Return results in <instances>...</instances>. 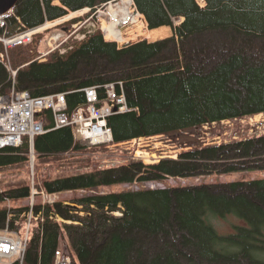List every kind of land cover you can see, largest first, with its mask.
<instances>
[{
  "label": "trees",
  "instance_id": "16d2710c",
  "mask_svg": "<svg viewBox=\"0 0 264 264\" xmlns=\"http://www.w3.org/2000/svg\"><path fill=\"white\" fill-rule=\"evenodd\" d=\"M110 1L19 0L0 34L11 37L22 25L34 28ZM134 1L151 30L170 27L173 37L119 49L96 32L64 54L56 49L44 57L49 30L8 50L16 88L33 97L72 92L69 102L82 103L80 90L123 82L133 111L108 120L117 144L264 113V0H207L205 8L195 0ZM12 84L0 62V95ZM85 148L70 128H61L36 136L33 145L25 138L21 148H0V168L29 162L32 152L37 162ZM259 162H264V137L194 150L155 166L132 163L45 180L43 187L50 194L88 191L136 180L231 173ZM30 196L29 186L0 191V205L20 204L0 210V228L9 223L12 233L21 234L25 215H42L30 226L24 264H54L61 244L72 264H264V179L86 196L75 200L82 210L62 202L21 206ZM118 211L122 215L114 214ZM51 215L74 223L56 222ZM226 216L243 225L224 236L212 221Z\"/></svg>",
  "mask_w": 264,
  "mask_h": 264
},
{
  "label": "built area",
  "instance_id": "2783aa9c",
  "mask_svg": "<svg viewBox=\"0 0 264 264\" xmlns=\"http://www.w3.org/2000/svg\"><path fill=\"white\" fill-rule=\"evenodd\" d=\"M195 1L201 8L207 3V0ZM10 13L0 16V28L5 27L6 17ZM82 15L79 14L78 16ZM74 17L70 14L53 22H47L44 26L36 29L24 28L11 37L0 34V42L7 53L13 47L32 42L37 33L63 25ZM98 30H101L107 42L115 43L119 48L130 46L129 31L130 34L138 31L142 35L148 31V38L145 36L141 38V36L137 43L150 41L149 34L151 31L148 21L145 15L138 10L134 0H115L96 9L85 21L73 24L68 33L58 34L48 44L54 50L65 43L84 41ZM0 62L5 64L13 80L10 92L0 95L1 149L5 147L20 148L25 138H29L30 142L33 143L36 136L61 128H70L74 138L80 140L88 148H112L131 143L136 152L134 159L144 161L153 159V163H156L165 158L178 160L182 158L183 152L189 150L194 151L198 148L204 149L247 140L248 138L242 137L243 127L247 122L250 129L248 135L261 136L264 134V127H261L264 126V120H261L264 113H260L251 116L248 121L245 118H236L206 123L195 128V131L204 128L203 136L199 133L196 135L181 130L179 134H176L175 139H171L167 135H155L115 144L113 131L108 124L109 118L133 111L127 101L123 82H111L103 86H92L80 90L85 95L82 103L69 102L68 97L72 92L33 97L28 91L16 88L17 72L10 67L9 61L6 62L5 53L0 54ZM50 122L51 126L49 125ZM233 122H237L241 126L239 132L234 133L231 137L224 129H218L219 125L224 123L233 126ZM212 129H215L216 133ZM243 135L245 136V134ZM183 136L194 138L191 141H195L197 138L200 145L185 143L182 141ZM30 213L33 214V211ZM114 214L121 215L119 212ZM41 216H37V218ZM50 218L57 221L60 219L59 215H51ZM28 236L29 231L25 238L17 237V235H13L16 238L0 236V260L12 261L15 258L16 261L13 264H24L29 246ZM54 264H72V258L66 249L60 247L57 249Z\"/></svg>",
  "mask_w": 264,
  "mask_h": 264
},
{
  "label": "rangeland",
  "instance_id": "374dc122",
  "mask_svg": "<svg viewBox=\"0 0 264 264\" xmlns=\"http://www.w3.org/2000/svg\"><path fill=\"white\" fill-rule=\"evenodd\" d=\"M53 4L56 6H62L59 1H55ZM206 6H207V3L206 5H203V8H205ZM87 11L88 10L81 11L77 15L85 14ZM45 24H47V22H44V24L41 25L40 27L44 26ZM36 28H39V27L37 26V27H34L33 29H36ZM168 30H169V34H171L170 37L173 36V31H171L172 28L168 27ZM61 32H62L61 30H52L50 37L47 39L45 43V51H46L45 54L49 51L48 48H51L49 47L48 43H51L52 38H54L58 34H61ZM144 33L145 34L142 35L140 32L134 31L130 34V31H129L128 40H130V46H132L133 44H136L139 41L138 39L141 36H142L141 38H143L144 36L148 38L149 32L146 31ZM38 34H42V33H38ZM156 34L155 32H153V33H150L149 36L150 38H155L157 37ZM120 49H124V48L121 47ZM8 58L9 57H6V62L9 61ZM41 62L43 61L41 60ZM10 67H11V64H10ZM248 117H245L247 121L251 118V116H248ZM261 120H264V117H262ZM233 123H234L233 126L232 125L229 126L228 123L221 124L219 125L220 127L217 125L215 126L219 127L218 129H224L226 132H228L229 137H231V135H233L234 133L239 132L240 126H241L237 122H233ZM244 125L245 126L243 127L244 129L243 134H245V136L242 134L243 138L260 139L264 137V134L261 136L248 135L250 132V129L248 127L249 123L247 122ZM261 127H264V126H261ZM215 129H212L214 130L213 131L214 133H216ZM195 130L196 129L184 130V131H188L189 133H193L196 135H198L197 133H199V135L202 134V136L204 135V132H205L204 128H201V130L199 131H195ZM179 133L180 131L176 133L168 134L167 136L171 137V139H175L176 134H179ZM192 139L194 138H191L189 136H183L182 141H184L187 144L200 145L197 138L195 141H191ZM233 144H236V143H231L228 145L221 144L218 147L219 148L227 147ZM85 147L86 148L82 149L81 151H77V152L72 151L63 156H60L59 158H55V159L51 158L49 160L47 159L38 160L37 162H36V156L34 152H32L30 154L29 162L0 168V191L4 192L9 189L11 190V189H17V188H23V187L29 186L31 189V196L30 198H28V200L24 201L21 206H29L30 209H33V208L35 209V207H37V205L39 204H42L44 206L45 204L54 205L57 202H62L64 205L77 207V210H82L83 207L80 205L78 206L75 203V200L81 199L86 196L107 195L111 193H121V192H127V191L156 190V189H164V188H169V187L170 188L171 187L172 188L191 187V186H198V185H211V184H218V183H233V182H238V181L264 179V168L261 167V164H264V162H259L258 165L251 163L252 167L250 166L249 168H246V169L241 168L231 173H220V174L214 173L211 175L209 174L200 175L199 177H191V178L169 177V178H166V180L163 182L153 181V180L139 182L136 180V182H133L131 184L125 183V184H120V185H113L109 187H104L103 189H95V190H88V191H85V190L67 191V192L53 193V194L48 193L46 189L43 187V182L45 180H55L57 178L69 177V176H73L77 174L90 173V172H94L97 170L104 171V170L118 169V168L126 167L132 163H142L144 166H155L165 160L174 161L169 158L162 159L156 163H153V159L149 161L136 160L134 159L136 152H135V149L132 147L131 143L126 144V145H121L118 147H112V148H107V147L88 148L87 146ZM187 152L189 153V152H194V151L189 150ZM187 152H183L182 154L187 153ZM180 159L181 158L175 161H179ZM238 161L243 162L244 159H241ZM245 162L246 161H244V163ZM244 165H246L245 167H248L247 164H244ZM19 205H20L19 202L15 203L14 201L8 200L5 204L0 205V210H3V209L9 210L10 208L18 207ZM73 213L78 214V212H74V211ZM80 214H84V213L82 212ZM117 216H120V215H117ZM10 217H12V215L8 217V220L10 219ZM59 218H60L59 221L57 220L55 221L60 222V223H65V224L74 223L71 220H66L60 215H59ZM25 219L27 221L26 227L22 229L21 234L12 233L11 226L8 223L4 228H0V236L16 238V237H13V235H17V237L25 238L28 231L30 230L29 227L31 226V224L36 223L37 221H41V219L37 218L34 213L31 214L30 212L28 215H25ZM212 222L215 228L217 229V231L221 235H224V236L234 233L236 226L243 225V222L234 216H228V217L226 216L225 218H217L213 220ZM28 240H29L28 242L29 244L31 240L30 236H28ZM60 248L66 249L64 244H61ZM15 261H16L15 258L12 261L3 259V260H0V264H13Z\"/></svg>",
  "mask_w": 264,
  "mask_h": 264
},
{
  "label": "water",
  "instance_id": "95a60500",
  "mask_svg": "<svg viewBox=\"0 0 264 264\" xmlns=\"http://www.w3.org/2000/svg\"><path fill=\"white\" fill-rule=\"evenodd\" d=\"M18 2L19 0H0V15L12 10Z\"/></svg>",
  "mask_w": 264,
  "mask_h": 264
},
{
  "label": "crops",
  "instance_id": "0c3cea01",
  "mask_svg": "<svg viewBox=\"0 0 264 264\" xmlns=\"http://www.w3.org/2000/svg\"><path fill=\"white\" fill-rule=\"evenodd\" d=\"M171 31H173V30H171ZM154 32H155V34L158 33V34H156L157 37H155L153 40L154 42L159 41V40L169 39V38L173 37V36L170 37L171 34H169L168 27H163V28L157 29Z\"/></svg>",
  "mask_w": 264,
  "mask_h": 264
},
{
  "label": "bare ground",
  "instance_id": "6f19581e",
  "mask_svg": "<svg viewBox=\"0 0 264 264\" xmlns=\"http://www.w3.org/2000/svg\"><path fill=\"white\" fill-rule=\"evenodd\" d=\"M125 29V28H124ZM104 38V37H103ZM105 40V39H104Z\"/></svg>",
  "mask_w": 264,
  "mask_h": 264
}]
</instances>
